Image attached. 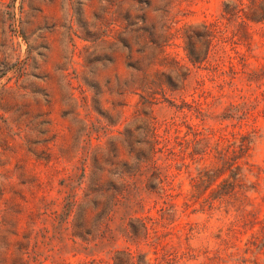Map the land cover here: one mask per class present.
I'll list each match as a JSON object with an SVG mask.
<instances>
[{
  "label": "rangeland",
  "instance_id": "374dc122",
  "mask_svg": "<svg viewBox=\"0 0 264 264\" xmlns=\"http://www.w3.org/2000/svg\"><path fill=\"white\" fill-rule=\"evenodd\" d=\"M247 3L0 0V264H264Z\"/></svg>",
  "mask_w": 264,
  "mask_h": 264
},
{
  "label": "trees",
  "instance_id": "16d2710c",
  "mask_svg": "<svg viewBox=\"0 0 264 264\" xmlns=\"http://www.w3.org/2000/svg\"><path fill=\"white\" fill-rule=\"evenodd\" d=\"M253 2L254 0H248V3L244 7L238 8L239 11H243L245 7H252ZM201 178V182H205L203 177ZM206 178H208L207 174L204 179ZM172 259L171 253L167 251L155 256L154 262H150V260L146 258L145 254H134L130 250H117L113 256L112 264H170Z\"/></svg>",
  "mask_w": 264,
  "mask_h": 264
}]
</instances>
